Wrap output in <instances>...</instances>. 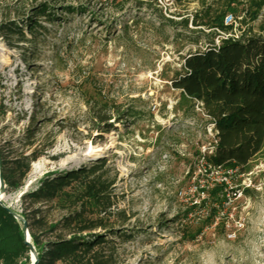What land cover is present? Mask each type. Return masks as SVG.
<instances>
[{
  "label": "rangeland",
  "instance_id": "1",
  "mask_svg": "<svg viewBox=\"0 0 264 264\" xmlns=\"http://www.w3.org/2000/svg\"><path fill=\"white\" fill-rule=\"evenodd\" d=\"M213 3L0 0V31L14 23L26 37L0 32V143L43 153L2 203L20 214V194L44 174L103 158L114 179L113 210L129 219L114 228L134 235L116 240L119 264H264V149L245 174L206 168L212 125L200 107L179 108L171 86L183 57L215 41L191 24ZM240 3L227 14L237 35L246 29ZM44 4L59 20L33 16ZM68 5L83 11L63 13ZM185 18L187 28L168 22ZM27 20L44 27L37 42ZM27 129L32 146L23 147ZM221 182L224 196L216 197Z\"/></svg>",
  "mask_w": 264,
  "mask_h": 264
},
{
  "label": "trees",
  "instance_id": "2",
  "mask_svg": "<svg viewBox=\"0 0 264 264\" xmlns=\"http://www.w3.org/2000/svg\"><path fill=\"white\" fill-rule=\"evenodd\" d=\"M213 1L218 5L195 12L191 24L205 27L216 37L219 32L232 36L220 39L218 45L211 40L203 50L183 57L171 86L179 92V108L195 112V107H200L212 125L215 143L210 153L203 156L206 168L224 174H245L250 170V162L264 149V0ZM239 3L244 8L240 26L246 29L239 27L235 37V28L225 25L224 17L234 12ZM82 11L81 7L71 5L62 9L70 14ZM259 15H263L262 23L255 28L250 23L256 22ZM33 16H42L48 23L60 18L48 4L39 7ZM168 22L187 28L189 19ZM15 26L6 24L0 32L26 40ZM25 26L37 42L39 30L44 27L33 20H27ZM25 133L23 147L32 146L29 140L33 135L28 134V129ZM41 156L42 151L36 149L28 154L18 152L6 139L0 143V176L6 193L23 187L31 163ZM113 186L107 161L98 158L76 170L46 173L34 189L20 195L18 215L24 220L35 249L36 264H119L116 240L128 241L134 235L114 228L117 222L122 225L129 219L121 211L113 210ZM223 189L225 183H217L212 194L218 197ZM0 264H30L22 221L15 219L1 203Z\"/></svg>",
  "mask_w": 264,
  "mask_h": 264
},
{
  "label": "water",
  "instance_id": "3",
  "mask_svg": "<svg viewBox=\"0 0 264 264\" xmlns=\"http://www.w3.org/2000/svg\"><path fill=\"white\" fill-rule=\"evenodd\" d=\"M4 191H5V184L0 176V203L14 216L15 219L22 221L23 229H24V242L29 247L30 264H36L37 255H36L34 247L31 245L30 237H29L25 222L17 213H15L13 210H11L10 208H8L6 205L2 203L1 195L4 193Z\"/></svg>",
  "mask_w": 264,
  "mask_h": 264
},
{
  "label": "built area",
  "instance_id": "4",
  "mask_svg": "<svg viewBox=\"0 0 264 264\" xmlns=\"http://www.w3.org/2000/svg\"><path fill=\"white\" fill-rule=\"evenodd\" d=\"M224 23L225 25H233V27L235 26L234 24V21H232V16L231 15H227L225 18H224ZM235 28V27H234ZM234 32V36L236 37V33H235V29L233 30ZM229 36H232L231 34H224V33H220L218 34V36L216 37L215 41H214V44L215 45H218L219 44V41L220 39H223V38H227Z\"/></svg>",
  "mask_w": 264,
  "mask_h": 264
},
{
  "label": "bare ground",
  "instance_id": "5",
  "mask_svg": "<svg viewBox=\"0 0 264 264\" xmlns=\"http://www.w3.org/2000/svg\"><path fill=\"white\" fill-rule=\"evenodd\" d=\"M1 199H3V196L1 195Z\"/></svg>",
  "mask_w": 264,
  "mask_h": 264
}]
</instances>
